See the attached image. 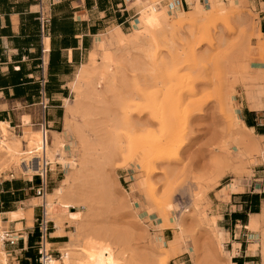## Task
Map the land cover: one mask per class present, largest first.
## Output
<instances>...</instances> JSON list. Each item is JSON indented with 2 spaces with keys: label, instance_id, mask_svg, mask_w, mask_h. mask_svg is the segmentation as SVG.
<instances>
[{
  "label": "rangeland",
  "instance_id": "1",
  "mask_svg": "<svg viewBox=\"0 0 264 264\" xmlns=\"http://www.w3.org/2000/svg\"><path fill=\"white\" fill-rule=\"evenodd\" d=\"M215 6L221 8L217 14L191 10L176 19L170 13L161 29H148L144 46L128 42L129 58L115 65L97 91L94 82L82 89L85 117L77 119H82L81 131L96 149H91L87 176L72 188L81 198L82 217L77 220L94 233V245H105V258L112 263L116 250L131 249L144 264H169L184 241L199 244L193 264L221 261L210 242L219 241L211 191L232 179L250 180L262 162L264 139L260 150L242 140L252 132L244 127L239 109L243 104L264 108V35L250 9L234 0ZM193 15L201 20L197 27L186 20ZM111 47L116 50L120 45L112 41ZM100 56L103 53L96 57ZM174 63L178 71L172 76ZM183 88L189 91L181 95L175 122L178 140L184 144L175 149L170 145L171 132L152 112L168 115L171 98ZM138 91L137 102L143 107L131 109V125H125L124 102L129 93L137 96ZM198 104L203 106L197 109ZM73 141L67 140V155L79 160L83 145ZM159 143L166 146L165 154L158 152ZM236 152L250 161H240ZM72 170L59 167L56 183L50 171L46 192L60 186ZM220 173L223 176L215 183ZM195 204L205 210L203 217ZM63 231L66 241H76L69 237L74 229Z\"/></svg>",
  "mask_w": 264,
  "mask_h": 264
},
{
  "label": "crops",
  "instance_id": "2",
  "mask_svg": "<svg viewBox=\"0 0 264 264\" xmlns=\"http://www.w3.org/2000/svg\"><path fill=\"white\" fill-rule=\"evenodd\" d=\"M234 1L256 15L257 28L264 35V0ZM209 2L0 0V139L8 133L7 137L13 140L14 136L23 135L26 128H43V123L50 132L64 131L67 101L74 98L73 83L80 69L92 55L100 54L105 48L112 49L111 42L117 44L119 30L130 33L135 27L145 25L144 19L159 30L170 13L177 19L193 11L198 3L206 6ZM220 2L230 0H215L216 4ZM41 17L46 19L44 30ZM239 115L250 132L264 139V108L243 104ZM246 160L248 156H244ZM11 171L0 175V216L4 222L10 221L8 230L12 234L2 249L9 264H40L38 236L34 235L36 217L43 210V205L35 201L43 196L37 193L40 182ZM53 181L58 182V177L54 176ZM211 193L212 215L217 219L213 228L221 240L210 241L221 259L212 262L264 264V162L254 168L250 180L232 179ZM54 227L47 241L51 247L47 250L53 252L50 258H59L62 250L79 242L66 241L67 233L55 234ZM168 230L164 231L165 238ZM180 247L169 264H193L198 259L199 244L184 241ZM102 252L106 256L107 250Z\"/></svg>",
  "mask_w": 264,
  "mask_h": 264
},
{
  "label": "bare ground",
  "instance_id": "3",
  "mask_svg": "<svg viewBox=\"0 0 264 264\" xmlns=\"http://www.w3.org/2000/svg\"><path fill=\"white\" fill-rule=\"evenodd\" d=\"M215 5L216 4L212 1L209 2V4L206 6H202L200 5V3H198L194 7L193 13L194 14L200 13L201 10H204L217 14L219 12L218 10H221V8L219 9ZM196 16L197 15L195 16L193 15L186 19L191 24L192 27H197V24L200 23L201 21L200 19H199L200 21L197 20ZM144 22L145 25H143L142 27H137V28L135 27V29H132L130 33L122 32L119 30L118 36L117 34L116 36L120 47H117L116 50H114L113 48H112L113 50L109 48L108 49L105 48L103 49V51H100V53L103 52V56L102 57L100 56V59L96 57L97 55H92L89 59V62L83 65V67L80 69L79 74L76 77L75 82L73 83V90L75 92L74 95L75 97L73 98L72 101H67L66 112L68 113V116L66 117V122H65L67 125L66 128L62 132L48 131L47 133L48 144L46 146V160L50 164L49 169L52 172L53 176H56V171L59 167H63V168L70 167L73 170L70 171V173L67 174L64 180L60 182V186H58L51 192H45L42 197H40L38 200L35 201H39L45 207V213L47 219L54 222L55 234H63L64 233L63 228H71V230L74 229V232L73 233L71 232L72 234L70 233L71 235L69 237L70 238L74 237V239H76V241H78L79 243L75 245V247H78V249H74L73 247L69 248L70 245L67 244L69 245V247L66 245V248L68 247V249L62 250L61 257L49 258L48 260H46V264H81V260H85V264H114V263L144 264V262H141L139 259H138L139 261L137 260L136 252L131 249H126L123 251L116 250L115 262L112 263L111 260L105 258V255L102 252L104 249H107L104 244L97 243L98 244L97 246L99 248L98 250L92 248V246L95 244L92 238L95 235L91 230L88 231L86 229V224L82 220L79 221L77 220V218L82 217L80 213L81 198L77 191L72 190L75 182L79 183L83 180L85 176H87L86 172L89 169L90 164L93 162V159L90 158V157L93 158L92 156L93 152L91 150L93 147L90 145L91 141L89 137L85 136L84 134L85 132L81 131L83 127H80V121L82 119L81 120L77 119L78 116H82V118L85 117L84 114L85 106L82 103V99L84 98L83 97L84 93L82 92L83 91L82 89H84L85 86H88L91 82H94L96 83V85L94 86V90L95 91L98 90V87L101 86L104 80H106L105 77L109 76L112 73L115 65L119 63V61L129 58L130 56L129 52L126 51L127 50L126 45L128 44V42L134 43L138 46H140V44L144 46V41L148 37V31H149L148 29L152 28L148 20L144 19ZM205 29L206 31L208 30L207 33H209L210 28L206 27ZM138 33L140 35H138ZM173 62L174 61H172V64ZM176 66L177 65H175V63L174 65L170 66V68L172 67L171 68L172 76L175 75L176 72L178 71L176 69ZM186 90L189 91L188 89L183 88L180 90L178 94L173 95V98H171V103L169 105L170 107H168L169 108L168 115L162 113L161 115L158 116V114L156 115L154 111L152 112V116L156 117V119L161 122L162 124L161 126L163 128H166L168 132H171L170 145L174 146L175 149H179L184 144L182 140H178V136L176 134L177 123L175 122V120L178 115L177 113L179 111V107L181 104V98H182L181 95H183ZM128 95L129 97L127 98V100H125L124 102L125 105L123 108V110L126 112V117H125L126 119L125 118L122 119L121 122L125 125L130 126L131 121L129 120L128 115L132 112L131 109L136 110L135 108H137L140 110L141 108L140 106L142 105L137 102L141 98L139 97L141 96V93L139 91L137 92V96H135L134 93L133 94L129 93ZM198 105L200 107H198L197 109H200L203 106V104H198ZM186 112L187 114L189 113L188 114L189 116L191 112V108L187 106ZM83 121L85 122L84 119ZM244 127L248 129L246 125H244ZM44 129H45L44 126L43 128L38 130L26 128L23 135L14 136L13 140H10V137H7L10 135L8 133H6L5 136L1 137L0 175L3 172L12 170L18 175L20 174L25 175L27 178L33 181L40 179L37 168L26 167L25 163H29V161L35 157L36 151L40 147V143L42 140V131ZM252 134L253 133H250L242 140L244 142L245 141L248 143L250 142L253 148L260 150L261 148L260 146L262 143L261 140L263 139V137L259 135L254 136ZM69 138L75 140L72 143H76V145L79 144L78 145L79 147H82L83 145L82 158H79V160H77V158H75L74 156L67 155L66 146H67V140ZM94 148L93 151H95ZM158 152L160 154L166 153V146L164 145V143L160 144V146L158 147ZM239 154L237 155L239 156L240 161H244L245 155L243 156ZM260 161L264 162V153H261ZM222 176H223L222 173L218 174L217 181L215 180L216 182L215 181L214 182L218 183L219 178H221ZM195 209L199 211L200 215L203 217L205 210H201L198 204H195ZM29 210H32V208H30ZM215 220L217 221L216 216L212 215V221L215 222ZM9 222L10 221L4 222L2 217L0 216V264H9V259L6 255V252H4L2 249L4 241L12 237V234H10L8 230ZM21 226H22L21 224L17 226L19 230L21 229ZM47 241L49 240H46L45 242L46 249L48 247H51L50 244H47ZM219 241L221 240L219 239ZM73 243H75V241ZM85 245L88 246H86L85 248L84 247Z\"/></svg>",
  "mask_w": 264,
  "mask_h": 264
},
{
  "label": "built area",
  "instance_id": "4",
  "mask_svg": "<svg viewBox=\"0 0 264 264\" xmlns=\"http://www.w3.org/2000/svg\"><path fill=\"white\" fill-rule=\"evenodd\" d=\"M42 21V30L45 27V17H41ZM44 126V130L42 131V140L40 143V147L36 151V155L32 158L29 163H25L26 167L37 168L38 174L40 177V184L38 185L37 193L38 195H44L46 191H48V175L50 164L46 160V146L48 144V126L46 124H42L41 127ZM54 222L47 219L45 213V207L43 206L42 212L36 217V224L38 225L39 230V248H40V264H46V260H48L51 256H53V252L49 248L48 250L45 247L46 240L50 239L51 230L54 227ZM13 243L14 241L11 240Z\"/></svg>",
  "mask_w": 264,
  "mask_h": 264
},
{
  "label": "trees",
  "instance_id": "5",
  "mask_svg": "<svg viewBox=\"0 0 264 264\" xmlns=\"http://www.w3.org/2000/svg\"><path fill=\"white\" fill-rule=\"evenodd\" d=\"M51 232H52V230H51ZM34 235L38 236V241H39V230H38V225L37 224H36Z\"/></svg>",
  "mask_w": 264,
  "mask_h": 264
}]
</instances>
